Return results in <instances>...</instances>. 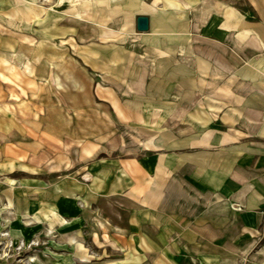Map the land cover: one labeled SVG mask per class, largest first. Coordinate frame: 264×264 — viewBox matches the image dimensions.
Here are the masks:
<instances>
[{
  "label": "rangeland",
  "instance_id": "rangeland-1",
  "mask_svg": "<svg viewBox=\"0 0 264 264\" xmlns=\"http://www.w3.org/2000/svg\"><path fill=\"white\" fill-rule=\"evenodd\" d=\"M252 108L264 0H0V264H264Z\"/></svg>",
  "mask_w": 264,
  "mask_h": 264
},
{
  "label": "crops",
  "instance_id": "crops-1",
  "mask_svg": "<svg viewBox=\"0 0 264 264\" xmlns=\"http://www.w3.org/2000/svg\"><path fill=\"white\" fill-rule=\"evenodd\" d=\"M208 4V2H198L193 8H194V10L192 11L191 10V13H193V15H192V17H193V19H194V24H195V26H197L198 28L199 27H203V26H206L207 25V23L209 22L210 23V21L212 20V18H213V16L215 15V17H214V19H215V21L214 22H216L217 21V17H220L218 14H216V13H209V14H207V16H205L203 19L202 18H200L202 15H200L199 14V12H200V10L199 9H197V8H199V7H202V6H206ZM197 9V10H196ZM199 11V12H198ZM135 34H137V35H143V34H146V33H143V32H135ZM252 43H253V40L252 41H250V42H247L246 43V47L247 46H249V48L248 49H251L250 47H251V45H252ZM241 48H242V46H241ZM250 51H252L251 53H253V54H255V53H257V54H259L258 53V51H254V50H250ZM244 52V51H243ZM247 54V53H246ZM215 65H216V69H217V67H219V66H223L224 64H221V62H220V60H218V59H216V62H215ZM218 74V73H217ZM217 81H220L219 79H218V77H217ZM140 83L143 85L145 82L144 81H142V82H139V85H140ZM258 107H261V106H258ZM251 113V115H249V117H253V118H255V117H258V119H260V121H262V122H264V111H258V110H260V109H255V108H252V109H248ZM201 111V110H200ZM225 115H217V119L216 118H214V120L216 121H222V119H224L225 120ZM209 133H205V137H202V138H200V139H198V140H196L195 142L198 144V145H204V144H207V140L209 139ZM232 136H230V137H224V138H222L221 139V141H220V143L221 144H226V143H230V142H233L232 140ZM146 145L147 146H150V147H152V149H154L155 148V145L152 143V141L151 140H149L147 143H146ZM146 149H148V150H150L149 148H146ZM230 206L233 210H238L239 208V205L237 204V203H231V202H229V201H227L226 199H221V200H219L217 203H215L214 204V206H213V210H215V209H217V208H222V209H224V208H226V206Z\"/></svg>",
  "mask_w": 264,
  "mask_h": 264
},
{
  "label": "water",
  "instance_id": "water-1",
  "mask_svg": "<svg viewBox=\"0 0 264 264\" xmlns=\"http://www.w3.org/2000/svg\"><path fill=\"white\" fill-rule=\"evenodd\" d=\"M135 29L138 32H145L149 29V18L147 16H137L135 19Z\"/></svg>",
  "mask_w": 264,
  "mask_h": 264
},
{
  "label": "bare ground",
  "instance_id": "bare-ground-1",
  "mask_svg": "<svg viewBox=\"0 0 264 264\" xmlns=\"http://www.w3.org/2000/svg\"><path fill=\"white\" fill-rule=\"evenodd\" d=\"M73 2V1H72ZM79 230H80V228L79 229H77V231L79 232Z\"/></svg>",
  "mask_w": 264,
  "mask_h": 264
}]
</instances>
